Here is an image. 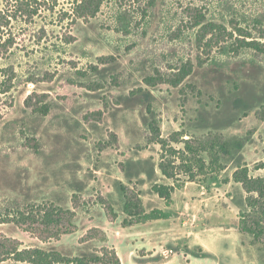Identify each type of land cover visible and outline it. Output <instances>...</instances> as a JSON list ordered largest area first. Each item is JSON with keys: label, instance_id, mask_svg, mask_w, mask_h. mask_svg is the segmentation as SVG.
Wrapping results in <instances>:
<instances>
[{"label": "rangeland", "instance_id": "obj_1", "mask_svg": "<svg viewBox=\"0 0 264 264\" xmlns=\"http://www.w3.org/2000/svg\"><path fill=\"white\" fill-rule=\"evenodd\" d=\"M99 1L94 12L77 0H0V264H37L5 253L14 247L69 258L115 250L122 264H216L196 254L189 263L183 229L201 231L203 217L240 227L249 207L234 173L248 166L264 176V53L244 46L264 45V0ZM43 104L48 112L34 110ZM153 121L176 148L173 138L212 133L243 147L220 174L168 179ZM156 183L174 186L170 201ZM122 184L142 193L150 216L172 217L127 226ZM49 204L75 211L74 231L48 238L12 221ZM237 237L208 229L197 240L223 252V264H240ZM253 239L242 236L240 253L264 264Z\"/></svg>", "mask_w": 264, "mask_h": 264}, {"label": "trees", "instance_id": "obj_2", "mask_svg": "<svg viewBox=\"0 0 264 264\" xmlns=\"http://www.w3.org/2000/svg\"><path fill=\"white\" fill-rule=\"evenodd\" d=\"M77 2L81 6L96 4L94 12L99 11V0H87V3L84 0H77ZM199 24L196 23V25ZM244 43V46L264 53V45L260 42L245 40ZM189 73L190 70L186 72V75ZM150 83L154 85L153 82ZM27 104L31 106L30 98L27 100ZM34 110L46 113L49 108L47 104H43L40 107L34 106ZM150 129L155 141L162 144L167 153L163 154L159 168L165 177L172 180L178 179L181 175H185L193 181L198 176L210 173L220 174L227 167L224 158L231 156L234 149L243 147L240 140L230 142L223 136L212 133L204 137L173 138L174 142L183 144V148H176L172 142L161 138L160 128L154 121L151 122ZM257 169L264 170V161L257 165ZM234 179L242 184L247 193L246 202L249 207V210L241 211L239 230L241 233L253 235L252 243H260L264 246V176H253L250 174L248 166H244L235 171ZM121 190L125 199L123 208L126 218L124 222L127 226H133L149 217L156 219L168 217L169 214L162 210L154 212V217L150 216L151 214L146 212L140 191L130 188L126 184L121 185ZM153 190L160 197L170 201L175 189L173 185L156 183ZM109 209L111 212L114 211L112 207ZM16 215L12 217L13 222L31 227L33 231L43 232L48 238L70 233L76 228L75 211L55 204L33 205L31 209L19 211ZM5 253L16 257L17 260L32 259L31 261L37 264H122L115 250H106L103 255L76 258H69L59 251H47L41 248L19 250L14 247L6 250Z\"/></svg>", "mask_w": 264, "mask_h": 264}, {"label": "crops", "instance_id": "obj_3", "mask_svg": "<svg viewBox=\"0 0 264 264\" xmlns=\"http://www.w3.org/2000/svg\"><path fill=\"white\" fill-rule=\"evenodd\" d=\"M170 208V207H168ZM162 211L168 213V217L167 218H171L172 217V212L171 210H163ZM210 219V218H209ZM208 218L203 217L202 219H200L201 224H202V230L199 231V229H195V227L193 228L192 226H187L183 229L184 233L186 234V247L187 250L189 251V254H191V260L189 261V263H191V261L194 259L193 255H199V256H211L213 257V259L215 260L216 264H223V252L221 251H217V250H213L211 247H209L208 245L204 244L203 242H200L197 240L198 235L200 232L208 230V229H216L219 232L225 233V234H230V233H236L237 234V249L234 250L235 251V255H236V259L238 258L239 263L240 264H247L246 260L243 258V256L240 253V242H241V238L244 235V233H241L239 230V227L235 228V229H230V225L229 226H225L223 223L222 224H215V225H206ZM202 221H204V223H202ZM198 228V226H197ZM195 251V253H194ZM193 254V255H192ZM234 252L233 255L231 256L232 258L235 256ZM189 256V255H188Z\"/></svg>", "mask_w": 264, "mask_h": 264}]
</instances>
